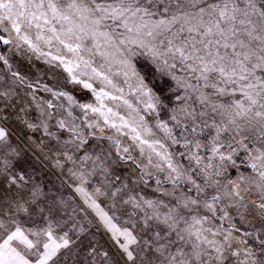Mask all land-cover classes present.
<instances>
[{"label": "snow or ice", "instance_id": "6c2138e0", "mask_svg": "<svg viewBox=\"0 0 264 264\" xmlns=\"http://www.w3.org/2000/svg\"><path fill=\"white\" fill-rule=\"evenodd\" d=\"M0 264H264V0H0Z\"/></svg>", "mask_w": 264, "mask_h": 264}]
</instances>
